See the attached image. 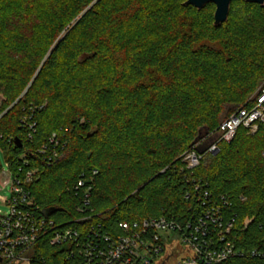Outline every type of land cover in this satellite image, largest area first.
<instances>
[{
	"label": "trees",
	"instance_id": "trees-1",
	"mask_svg": "<svg viewBox=\"0 0 264 264\" xmlns=\"http://www.w3.org/2000/svg\"><path fill=\"white\" fill-rule=\"evenodd\" d=\"M186 1L0 0V151L23 179L36 172L23 184L31 204L25 208L84 235L76 248L51 245L42 234L32 264H86L88 239L103 249L105 237L125 235L123 223L166 218L185 228L205 212L199 198L206 191L207 205L227 202L225 217H235L229 239L244 253L222 264H264L252 256L264 253V124L255 135L240 128L217 154H206V137L223 115L252 108L264 82V6L233 1L228 21L215 27L214 14L204 19L207 9ZM44 3L48 22L39 35L35 11ZM148 26L159 40L135 44L133 34ZM89 63L112 72L89 87L78 75ZM222 76L244 82L232 106L211 105L205 127L181 135L202 102L192 86ZM198 142L205 155L187 171L180 158ZM247 217L254 221L243 229Z\"/></svg>",
	"mask_w": 264,
	"mask_h": 264
},
{
	"label": "built area",
	"instance_id": "built-area-1",
	"mask_svg": "<svg viewBox=\"0 0 264 264\" xmlns=\"http://www.w3.org/2000/svg\"><path fill=\"white\" fill-rule=\"evenodd\" d=\"M4 101L5 97L0 93V106ZM262 124H264V85L255 96V104L252 108L242 107L225 119L214 133L206 137L212 141L206 154H217L219 143H231L240 128L255 135ZM30 128L35 130L36 125L31 124ZM201 142L187 150L180 158L187 171L195 170L205 155L199 151ZM7 166L12 180L11 197L8 200L1 198V201L11 210L8 215L0 212V264H32L34 246L42 234L51 236V245L71 243L76 248H80V240H84V235L79 230L67 224H57L53 220L43 219L25 208L31 204L30 195L23 184L31 182L36 172L26 174L23 179L20 175L22 168L15 173L11 171L9 164ZM79 187H84L83 181L79 182ZM197 191H199L198 187L196 193ZM89 196L87 192L86 205ZM210 197L206 191L204 197L199 198L205 201L203 204L205 212L195 223L189 222L185 228L166 218L150 219L134 224L123 223L120 227L125 231V235L117 241L105 237L104 242L108 246L103 249L97 239L88 237L90 238L88 249L83 253L84 262L86 264H155L166 252L168 243L174 240H179L183 247L193 252V257L187 259L184 264H222L234 257L244 256L243 252L236 250L234 242L229 239L235 228V217H225L227 202L221 200L223 202L221 205H207L206 200ZM187 198H190V195ZM253 221V218H245L243 229L248 228ZM252 256L264 257V253L257 251L252 253Z\"/></svg>",
	"mask_w": 264,
	"mask_h": 264
},
{
	"label": "rangeland",
	"instance_id": "rangeland-1",
	"mask_svg": "<svg viewBox=\"0 0 264 264\" xmlns=\"http://www.w3.org/2000/svg\"><path fill=\"white\" fill-rule=\"evenodd\" d=\"M96 2H93L84 12L89 10L94 6ZM47 5L44 3L43 5L40 6V9L36 10L35 12L37 13L35 18L37 20V23L39 25L38 30H36V34H41L44 28L46 27V24L48 22V19L45 18L44 14H47ZM159 9L163 10L165 8L160 7ZM207 9L206 11L202 12V16L204 19L208 17L211 14H215L216 7L214 6H207V8H203L202 10ZM197 10V9H196ZM198 10V11H202ZM241 10V7L239 6L238 3H236L235 6V13L238 14V12ZM34 18V19H35ZM79 17H72L69 20V24L67 27V30L64 31V33L60 36V38L66 34L68 30H71L73 26L77 23L79 20ZM50 20V19H49ZM47 21V22H46ZM200 25H202V22H198ZM45 24V26H44ZM33 26V25H32ZM152 31V32H151ZM41 32V33H40ZM136 38L135 44H139L140 41L146 44L147 47L152 46L155 41L159 40V37L156 36L157 33L154 31V28L152 29L151 26H148L144 28L141 32H137L133 34ZM76 38V37H75ZM75 40L71 43H68L69 46H74L75 45ZM54 48V45L49 48V51L46 55V58ZM79 78H81L86 85L89 87L92 86L94 83L99 82L100 80L103 79V77L109 76L110 72H112V69L109 65L107 64H102V63H89L87 66H83L79 69ZM107 75V76H106ZM249 75V74H248ZM246 75V81L247 77ZM226 76H222L218 79H207L202 82L201 86L198 88H194L192 86V90L194 92H198V97L201 98V106L199 109L196 110L194 117L192 118L191 121H189L186 125L185 130L180 129V134L181 135H192V133L195 131L196 134L201 130L202 128L205 127V119L207 116V113L211 111V105H220L221 103H224L225 106L227 107L226 109L228 110L232 106V101L235 97L236 89L240 87L241 85L244 84V82H234L232 78H225ZM137 79L134 77L132 80L135 82ZM192 85V83H190ZM264 85V82L259 86L262 87ZM259 87L257 90L252 94L250 100L254 99L255 96L257 95L259 91ZM77 98V96H75ZM78 98H81L78 96ZM239 107L233 106V112L236 111ZM226 110V111H227ZM228 116V112L223 115L221 122H223L226 117ZM0 158L2 161V170L0 171V212L3 215H8L10 213V207L8 205H5L2 201L1 198L3 199H10L11 197V176L9 173V168L7 166V163L5 162L4 156L2 151H0ZM8 183V185H7ZM168 248L166 252L164 253L163 256H161L159 259H157V262L155 264H184L187 259L193 257V252L189 248L183 247L180 243L179 240H174L173 242L170 241L168 243Z\"/></svg>",
	"mask_w": 264,
	"mask_h": 264
},
{
	"label": "water",
	"instance_id": "water-1",
	"mask_svg": "<svg viewBox=\"0 0 264 264\" xmlns=\"http://www.w3.org/2000/svg\"><path fill=\"white\" fill-rule=\"evenodd\" d=\"M233 1L236 0H187L183 5L185 7H194L197 10H202L209 4H213L216 7L214 14V26L221 27L224 23L228 21L230 9ZM250 4H255L259 6H264V0H239ZM17 144L20 142L17 140ZM51 212V210L46 211V216Z\"/></svg>",
	"mask_w": 264,
	"mask_h": 264
}]
</instances>
